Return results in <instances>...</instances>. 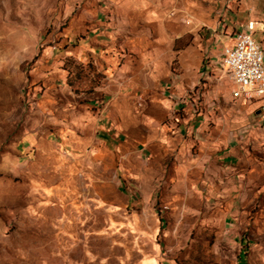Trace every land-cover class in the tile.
<instances>
[{
  "label": "rangeland",
  "instance_id": "374dc122",
  "mask_svg": "<svg viewBox=\"0 0 264 264\" xmlns=\"http://www.w3.org/2000/svg\"><path fill=\"white\" fill-rule=\"evenodd\" d=\"M251 21L264 48V0H0V264H264V96L223 67Z\"/></svg>",
  "mask_w": 264,
  "mask_h": 264
},
{
  "label": "built area",
  "instance_id": "2783aa9c",
  "mask_svg": "<svg viewBox=\"0 0 264 264\" xmlns=\"http://www.w3.org/2000/svg\"><path fill=\"white\" fill-rule=\"evenodd\" d=\"M255 24L235 35L224 51L223 67L231 78L234 98L256 100L264 96V48L253 36Z\"/></svg>",
  "mask_w": 264,
  "mask_h": 264
},
{
  "label": "crops",
  "instance_id": "0c3cea01",
  "mask_svg": "<svg viewBox=\"0 0 264 264\" xmlns=\"http://www.w3.org/2000/svg\"><path fill=\"white\" fill-rule=\"evenodd\" d=\"M231 95H232V90H231ZM233 96V95H232ZM244 102H247L246 100H243ZM260 122L256 123L255 125L259 124ZM254 123L250 124V126L255 127ZM257 128V129H256ZM255 130L258 131L259 127H256Z\"/></svg>",
  "mask_w": 264,
  "mask_h": 264
},
{
  "label": "trees",
  "instance_id": "16d2710c",
  "mask_svg": "<svg viewBox=\"0 0 264 264\" xmlns=\"http://www.w3.org/2000/svg\"><path fill=\"white\" fill-rule=\"evenodd\" d=\"M254 33H255V31H254ZM254 35V34H253Z\"/></svg>",
  "mask_w": 264,
  "mask_h": 264
}]
</instances>
